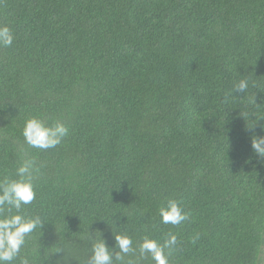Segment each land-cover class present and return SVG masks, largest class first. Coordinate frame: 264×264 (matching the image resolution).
<instances>
[{
  "label": "trees",
  "instance_id": "trees-1",
  "mask_svg": "<svg viewBox=\"0 0 264 264\" xmlns=\"http://www.w3.org/2000/svg\"><path fill=\"white\" fill-rule=\"evenodd\" d=\"M4 26L0 180L34 160L22 214L44 222L12 264H88L101 233L109 246L131 236L134 264H155L139 245L169 233V264H264L251 147L264 136V0H0ZM33 117L68 135L29 146ZM170 200L189 214L180 225L162 222Z\"/></svg>",
  "mask_w": 264,
  "mask_h": 264
},
{
  "label": "clouds",
  "instance_id": "clouds-1",
  "mask_svg": "<svg viewBox=\"0 0 264 264\" xmlns=\"http://www.w3.org/2000/svg\"><path fill=\"white\" fill-rule=\"evenodd\" d=\"M14 41L12 30L0 27V47H11ZM248 81L242 79L235 86V92L246 93ZM68 127L62 122L47 125L38 118L26 121L23 136L26 143L34 148L47 150L61 143L68 135ZM253 152L261 158L264 163V136H253L251 138ZM39 169L34 160H26L18 169L16 175L19 179L0 180V264H12L20 256L26 238L37 228H43L44 222L40 216L27 217L22 214L23 207L32 204L36 199L34 178ZM15 209V214L12 210ZM160 216L164 224L180 225L189 219V214L184 211L180 203L170 200L167 207L160 208ZM199 234L191 238L195 243ZM115 244L109 246L107 240L101 238L94 240L92 244V255L88 264H134L132 260L125 261L129 254L135 255L136 248L133 247V239L129 235L115 234ZM178 238L169 233L164 243L156 239L144 237L139 245V258L151 257L155 264H169V257L176 248ZM20 264H30L27 257L20 258Z\"/></svg>",
  "mask_w": 264,
  "mask_h": 264
}]
</instances>
